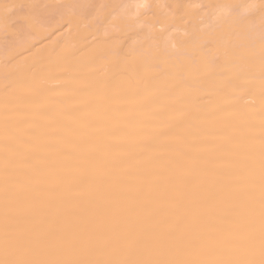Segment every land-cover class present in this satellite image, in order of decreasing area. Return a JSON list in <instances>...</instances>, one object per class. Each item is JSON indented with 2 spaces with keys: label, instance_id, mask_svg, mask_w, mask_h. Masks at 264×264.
Instances as JSON below:
<instances>
[{
  "label": "bare ground",
  "instance_id": "bare-ground-1",
  "mask_svg": "<svg viewBox=\"0 0 264 264\" xmlns=\"http://www.w3.org/2000/svg\"><path fill=\"white\" fill-rule=\"evenodd\" d=\"M264 0H0V264H259Z\"/></svg>",
  "mask_w": 264,
  "mask_h": 264
},
{
  "label": "snow or ice",
  "instance_id": "snow-or-ice-1",
  "mask_svg": "<svg viewBox=\"0 0 264 264\" xmlns=\"http://www.w3.org/2000/svg\"><path fill=\"white\" fill-rule=\"evenodd\" d=\"M3 264H7V262H3ZM259 264H264V252H262V259L260 260Z\"/></svg>",
  "mask_w": 264,
  "mask_h": 264
}]
</instances>
